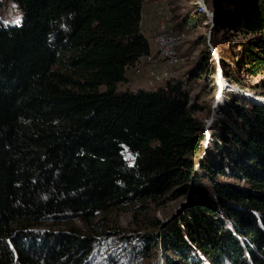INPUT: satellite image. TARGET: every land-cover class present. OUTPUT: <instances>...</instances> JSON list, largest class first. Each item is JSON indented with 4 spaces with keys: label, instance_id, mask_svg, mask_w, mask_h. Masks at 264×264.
Here are the masks:
<instances>
[{
    "label": "trees",
    "instance_id": "trees-1",
    "mask_svg": "<svg viewBox=\"0 0 264 264\" xmlns=\"http://www.w3.org/2000/svg\"><path fill=\"white\" fill-rule=\"evenodd\" d=\"M10 1L23 21L0 22V264H93L90 237L29 229L158 203L174 190L190 197V210L141 248L162 240L167 264H264V105L229 93L223 120L206 129L190 93L214 82L207 48L175 83L120 91L152 52L145 0ZM220 1L215 32L254 36L241 63H223L226 81L246 91L242 65L264 75V0ZM207 20L196 13L184 25ZM232 169L249 189L220 180Z\"/></svg>",
    "mask_w": 264,
    "mask_h": 264
},
{
    "label": "rangeland",
    "instance_id": "rangeland-1",
    "mask_svg": "<svg viewBox=\"0 0 264 264\" xmlns=\"http://www.w3.org/2000/svg\"><path fill=\"white\" fill-rule=\"evenodd\" d=\"M159 1L157 3V12L159 7L163 8L164 19L169 28L175 30V33L180 36L178 62L173 68L178 78L195 70V62L200 59L206 48L209 49L211 54L210 64L215 65L216 72L214 82H212V79H208L207 87L200 86V84L193 86L190 93V108L194 109V117L206 129L215 121L223 120L222 114L229 107L227 100V94L229 93L240 95L252 104L264 105V75L250 77L243 71L242 65L241 74L246 79L245 83L250 86L246 91L241 90L234 84H230L224 78L223 63L233 68L241 63L236 56L243 53L244 44L253 42L254 36L232 32L228 29H219L215 32L216 29L213 28L215 18L212 19L210 13L213 14L215 12L218 3L221 4L220 0ZM1 2L0 22L5 26H20L23 21L22 10L13 1L1 0ZM161 2H164V4ZM201 7L209 11L208 14L205 13L208 20L199 28H191L184 25L187 19L196 13L202 15ZM222 8L227 9V7ZM17 20L19 23H16ZM160 21L161 19L158 20L159 23ZM148 38L152 42L153 38L149 36ZM211 40L215 41V45ZM152 52L154 53V50ZM222 53H224L225 60L221 57ZM142 69L144 71L141 77L134 75V79L128 84H121L119 90H130L133 92L140 90L156 91L158 86L149 87L147 85V72L145 68ZM222 85L224 86L223 88ZM206 136L207 140L203 145L205 153L208 152L211 141L208 131ZM232 171L228 178L222 177L220 180L238 188L249 189L251 187L249 181L244 179L237 170L232 169ZM190 203L189 196L177 194L176 190H174L158 203L151 201L136 202L108 212L99 213L91 221L87 222L80 219L45 221L32 225L29 230L64 233L74 229L81 237H90L96 248V256L92 260L93 264H167L170 253L165 251L162 240L157 245L154 244V247L149 248V250L141 248V245L147 239V236L150 234L160 235L168 224L183 216L190 210ZM133 248L137 250V254L134 255L133 260H129V252ZM109 257L110 261L108 260Z\"/></svg>",
    "mask_w": 264,
    "mask_h": 264
},
{
    "label": "built area",
    "instance_id": "built-area-1",
    "mask_svg": "<svg viewBox=\"0 0 264 264\" xmlns=\"http://www.w3.org/2000/svg\"><path fill=\"white\" fill-rule=\"evenodd\" d=\"M164 4V2H161ZM202 12L208 14L206 8H202ZM161 21L157 33L154 35L151 48L154 53L143 57L132 68L136 77H141L145 68L148 78L149 87H157L161 84L165 86L170 83H175L178 80V75L173 71V68L178 62V43L180 36L174 30L169 28L164 19V10L162 7L158 8L157 12ZM212 19L213 14L210 13ZM144 64V65H143Z\"/></svg>",
    "mask_w": 264,
    "mask_h": 264
},
{
    "label": "crops",
    "instance_id": "crops-1",
    "mask_svg": "<svg viewBox=\"0 0 264 264\" xmlns=\"http://www.w3.org/2000/svg\"><path fill=\"white\" fill-rule=\"evenodd\" d=\"M159 0H145L143 7V20H142V30L145 35L153 38L158 31V20L160 17L157 14V3ZM160 2V1H159ZM144 65V64H143ZM133 70L130 69L127 72V79L123 84H128L132 79H134ZM165 85H160L158 88H161Z\"/></svg>",
    "mask_w": 264,
    "mask_h": 264
},
{
    "label": "snow or ice",
    "instance_id": "snow-or-ice-1",
    "mask_svg": "<svg viewBox=\"0 0 264 264\" xmlns=\"http://www.w3.org/2000/svg\"><path fill=\"white\" fill-rule=\"evenodd\" d=\"M16 23H19V21L17 20Z\"/></svg>",
    "mask_w": 264,
    "mask_h": 264
},
{
    "label": "bare ground",
    "instance_id": "bare-ground-1",
    "mask_svg": "<svg viewBox=\"0 0 264 264\" xmlns=\"http://www.w3.org/2000/svg\"><path fill=\"white\" fill-rule=\"evenodd\" d=\"M223 87H224V86L222 85V88H223ZM209 137H210V136H209ZM209 137H208V138H209Z\"/></svg>",
    "mask_w": 264,
    "mask_h": 264
}]
</instances>
